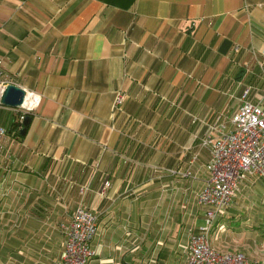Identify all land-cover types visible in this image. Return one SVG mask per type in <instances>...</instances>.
Wrapping results in <instances>:
<instances>
[{
	"label": "crops",
	"instance_id": "crops-1",
	"mask_svg": "<svg viewBox=\"0 0 264 264\" xmlns=\"http://www.w3.org/2000/svg\"><path fill=\"white\" fill-rule=\"evenodd\" d=\"M0 63L41 96L24 136L0 106V264H59L79 206L98 223L87 264H186L211 144L245 101L264 107V0H0ZM210 245L264 264V178Z\"/></svg>",
	"mask_w": 264,
	"mask_h": 264
},
{
	"label": "built area",
	"instance_id": "built-area-1",
	"mask_svg": "<svg viewBox=\"0 0 264 264\" xmlns=\"http://www.w3.org/2000/svg\"><path fill=\"white\" fill-rule=\"evenodd\" d=\"M7 85L0 69V106H3L1 96ZM122 98L118 93L116 108L122 104ZM40 101V95L25 92L23 104L12 109L17 113L15 122L20 128L24 118L39 106ZM230 122L232 130L225 131L221 125V136L211 144V158L206 164L210 180L196 198L197 203L205 208V220L198 232L188 237L185 246L186 264H251L242 254L218 253L210 245V232L217 219L230 206L241 183L247 177L264 178V107L245 101ZM2 134L5 131L0 129ZM209 144L210 137L206 136L203 145ZM193 164L192 160L186 170L178 169L174 173L182 177L194 176ZM106 188L105 185L103 191ZM86 190V186L82 187L80 194ZM222 228L220 226L218 229ZM62 229L65 243L59 264H87L95 255L90 245L98 235L97 216L91 210L79 206Z\"/></svg>",
	"mask_w": 264,
	"mask_h": 264
},
{
	"label": "water",
	"instance_id": "water-1",
	"mask_svg": "<svg viewBox=\"0 0 264 264\" xmlns=\"http://www.w3.org/2000/svg\"><path fill=\"white\" fill-rule=\"evenodd\" d=\"M25 97V92L14 85H7L5 90L3 91V94L1 96V104L4 107L15 109L23 104ZM31 118L29 115H27L22 124L21 129L18 132L19 136H24L26 134L27 128L30 124ZM12 124L9 127V131L11 129Z\"/></svg>",
	"mask_w": 264,
	"mask_h": 264
},
{
	"label": "trees",
	"instance_id": "trees-1",
	"mask_svg": "<svg viewBox=\"0 0 264 264\" xmlns=\"http://www.w3.org/2000/svg\"><path fill=\"white\" fill-rule=\"evenodd\" d=\"M17 126H18V124H12V126H11V129H10V131H8L10 134H14L15 136H17L18 135V132L20 131V129L18 130V131H16V129H17ZM124 264H131V263H124Z\"/></svg>",
	"mask_w": 264,
	"mask_h": 264
},
{
	"label": "rangeland",
	"instance_id": "rangeland-1",
	"mask_svg": "<svg viewBox=\"0 0 264 264\" xmlns=\"http://www.w3.org/2000/svg\"><path fill=\"white\" fill-rule=\"evenodd\" d=\"M13 113H14V117H16L17 116V113L15 112V111H13ZM3 114V113H2ZM1 117H2V115H1ZM8 127V124H6L5 125V128H7ZM21 129V128H20Z\"/></svg>",
	"mask_w": 264,
	"mask_h": 264
}]
</instances>
